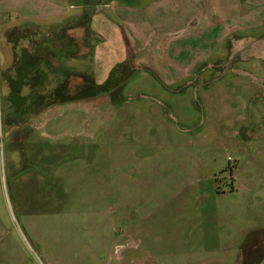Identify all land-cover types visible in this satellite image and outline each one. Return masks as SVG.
Listing matches in <instances>:
<instances>
[{
	"label": "rangeland",
	"instance_id": "374dc122",
	"mask_svg": "<svg viewBox=\"0 0 264 264\" xmlns=\"http://www.w3.org/2000/svg\"><path fill=\"white\" fill-rule=\"evenodd\" d=\"M0 264H264V0H0Z\"/></svg>",
	"mask_w": 264,
	"mask_h": 264
},
{
	"label": "trees",
	"instance_id": "16d2710c",
	"mask_svg": "<svg viewBox=\"0 0 264 264\" xmlns=\"http://www.w3.org/2000/svg\"><path fill=\"white\" fill-rule=\"evenodd\" d=\"M85 80H82L81 82L73 83L72 85H70V83H68L66 79L58 80L59 83H57V85L54 87L57 90L56 100H66L75 97L76 96L75 93L73 94L72 92H75L76 90L79 91L80 89H82L83 86L85 85V82L86 85L89 87L94 86L93 80L89 78H86Z\"/></svg>",
	"mask_w": 264,
	"mask_h": 264
},
{
	"label": "crops",
	"instance_id": "0c3cea01",
	"mask_svg": "<svg viewBox=\"0 0 264 264\" xmlns=\"http://www.w3.org/2000/svg\"><path fill=\"white\" fill-rule=\"evenodd\" d=\"M240 42H242V40L241 39H236V40H234V41H232V42H229L228 44H227V46H229L228 47V55H234V54H232V48L233 47H237V44L238 43H240ZM243 44V43H242ZM242 46H244V48H245V45H242ZM247 46V45H246ZM243 47H241V45H240V48H239V50L240 49H242ZM236 55V54H235ZM190 63L184 68L185 69V72L186 71H189V70H195V66L197 65V63H199L200 62V59H198V57H196V58H191V60L189 61ZM203 66H201L200 65V67H198L197 69H196V72H195V74H196V76L199 78V79H204V78H206V74H211V68L213 67V64L212 63H208V62H204L203 64H202ZM208 71V72H207Z\"/></svg>",
	"mask_w": 264,
	"mask_h": 264
}]
</instances>
